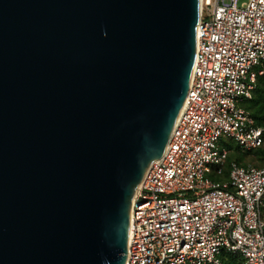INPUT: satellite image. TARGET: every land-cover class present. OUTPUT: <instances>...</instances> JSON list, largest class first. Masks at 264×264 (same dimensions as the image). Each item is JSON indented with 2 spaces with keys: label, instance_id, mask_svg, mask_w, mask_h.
Here are the masks:
<instances>
[{
  "label": "water",
  "instance_id": "1",
  "mask_svg": "<svg viewBox=\"0 0 264 264\" xmlns=\"http://www.w3.org/2000/svg\"><path fill=\"white\" fill-rule=\"evenodd\" d=\"M199 18L200 0H0V264H126Z\"/></svg>",
  "mask_w": 264,
  "mask_h": 264
},
{
  "label": "built area",
  "instance_id": "2",
  "mask_svg": "<svg viewBox=\"0 0 264 264\" xmlns=\"http://www.w3.org/2000/svg\"><path fill=\"white\" fill-rule=\"evenodd\" d=\"M264 76V0H200L188 94L163 156L132 202L126 264H222V254L264 264V165L232 161L264 142V126L237 106Z\"/></svg>",
  "mask_w": 264,
  "mask_h": 264
},
{
  "label": "trees",
  "instance_id": "3",
  "mask_svg": "<svg viewBox=\"0 0 264 264\" xmlns=\"http://www.w3.org/2000/svg\"><path fill=\"white\" fill-rule=\"evenodd\" d=\"M249 106L247 107L248 111L251 113L255 124L258 126H264V76H259L257 79L256 88L253 92L251 99H247ZM249 157L250 163L254 166H263L264 165V142L263 144L252 150L245 153H241L239 147H236L232 153L228 155L227 164L222 176V181L228 178V167L232 161L238 163H244V157ZM250 163H247L250 164ZM222 264H244L243 260L234 254L223 253Z\"/></svg>",
  "mask_w": 264,
  "mask_h": 264
},
{
  "label": "rangeland",
  "instance_id": "4",
  "mask_svg": "<svg viewBox=\"0 0 264 264\" xmlns=\"http://www.w3.org/2000/svg\"><path fill=\"white\" fill-rule=\"evenodd\" d=\"M237 106L245 108L246 110H248L247 107L249 106V102H247V99H244L243 101L238 102ZM221 144L229 150V154L232 153L236 147H238L236 145V143L233 141V139H231V138L221 139ZM240 151H241V149H240ZM245 152H248V151H241V153H245ZM243 162L244 163H241L242 165H247V163H250L249 157L248 156L244 157ZM223 174L222 175H215L214 172H212L211 174H209V178L211 180H214V181H222L221 178H222ZM262 216L264 219V208H262Z\"/></svg>",
  "mask_w": 264,
  "mask_h": 264
}]
</instances>
